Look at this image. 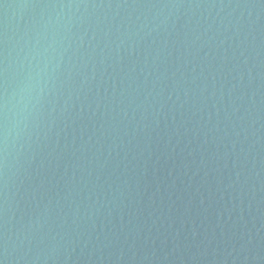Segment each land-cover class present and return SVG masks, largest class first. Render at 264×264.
I'll list each match as a JSON object with an SVG mask.
<instances>
[{
  "label": "water",
  "instance_id": "95a60500",
  "mask_svg": "<svg viewBox=\"0 0 264 264\" xmlns=\"http://www.w3.org/2000/svg\"><path fill=\"white\" fill-rule=\"evenodd\" d=\"M0 264H264V0H0Z\"/></svg>",
  "mask_w": 264,
  "mask_h": 264
}]
</instances>
